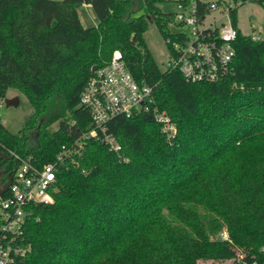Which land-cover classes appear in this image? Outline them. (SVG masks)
I'll use <instances>...</instances> for the list:
<instances>
[{"label":"trees","instance_id":"obj_1","mask_svg":"<svg viewBox=\"0 0 264 264\" xmlns=\"http://www.w3.org/2000/svg\"><path fill=\"white\" fill-rule=\"evenodd\" d=\"M158 1L0 0V98L16 88L31 107L17 131L0 123L1 183L11 152L46 162L89 126L78 96L113 49L177 127L167 142L146 115L112 118L122 158L86 139L56 172L53 200L24 223L23 264H197L236 250L264 261V38L237 28L233 72L185 81L144 42L149 18L160 29L169 18ZM76 2L89 3L95 24H81Z\"/></svg>","mask_w":264,"mask_h":264},{"label":"built area","instance_id":"obj_2","mask_svg":"<svg viewBox=\"0 0 264 264\" xmlns=\"http://www.w3.org/2000/svg\"><path fill=\"white\" fill-rule=\"evenodd\" d=\"M173 3L172 11L164 12L169 18L162 30L167 50L163 70L174 69L188 82H214L230 75L237 34L231 11L239 0H173ZM248 35L258 39L255 32ZM78 102L88 112L89 126L62 142L51 160L37 163L29 157L10 154L17 162L0 194V264H23L30 253V245L22 237L24 223L33 215L35 205L53 200L56 172L81 153L86 139L97 140L123 157L119 141L109 130L112 118L143 114L158 124L165 141L171 142L176 136V124L155 103L151 85L133 78L119 49H113L104 63L91 69ZM230 264H264V261L247 260L243 253H236Z\"/></svg>","mask_w":264,"mask_h":264},{"label":"rangeland","instance_id":"obj_3","mask_svg":"<svg viewBox=\"0 0 264 264\" xmlns=\"http://www.w3.org/2000/svg\"><path fill=\"white\" fill-rule=\"evenodd\" d=\"M157 6L161 12L172 11L174 7L173 0H162L157 2ZM81 11V10H80ZM79 11V12H80ZM83 14L82 12H80ZM235 25L243 34L255 32L258 38H264V5L256 0L245 1L237 5L234 9ZM161 29L149 18L147 27L143 32L144 42L149 49L155 63L160 69H164L167 50L163 41ZM17 97L18 101L15 105L6 103V99ZM31 112L26 97L16 88L6 89L2 102L0 103V123L11 132L17 131L23 124L26 117ZM56 127V122H52L48 129ZM1 184V183H0ZM221 237H226V233L222 228L219 232ZM235 251L232 256L220 259H204L197 260V264H230L231 258L238 253Z\"/></svg>","mask_w":264,"mask_h":264},{"label":"crops","instance_id":"obj_4","mask_svg":"<svg viewBox=\"0 0 264 264\" xmlns=\"http://www.w3.org/2000/svg\"><path fill=\"white\" fill-rule=\"evenodd\" d=\"M79 11L83 14H81ZM78 16L83 26L95 24V18L91 11L89 3L82 2L78 5Z\"/></svg>","mask_w":264,"mask_h":264},{"label":"water","instance_id":"obj_5","mask_svg":"<svg viewBox=\"0 0 264 264\" xmlns=\"http://www.w3.org/2000/svg\"><path fill=\"white\" fill-rule=\"evenodd\" d=\"M75 5L78 6L79 3L76 2ZM94 66H95V65H93V66L91 67V69H93ZM17 101H18L17 97H12V98H8V99H6V103H8V104H12V105H15V104L17 103ZM2 155H3V153H2ZM5 158H6V156H3V159L0 161V164L5 160ZM9 180H10V177H9V175H8V176L6 177V179L4 180V182L0 184V194L3 193V191L5 190L7 184L9 183ZM218 238H220V236H218Z\"/></svg>","mask_w":264,"mask_h":264},{"label":"flooded vegetation","instance_id":"obj_6","mask_svg":"<svg viewBox=\"0 0 264 264\" xmlns=\"http://www.w3.org/2000/svg\"><path fill=\"white\" fill-rule=\"evenodd\" d=\"M1 183V182H0Z\"/></svg>","mask_w":264,"mask_h":264}]
</instances>
